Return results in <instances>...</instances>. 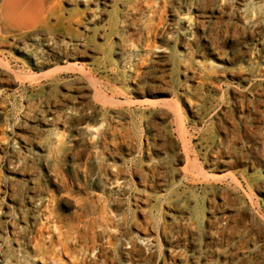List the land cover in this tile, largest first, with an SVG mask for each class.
Returning a JSON list of instances; mask_svg holds the SVG:
<instances>
[{
    "label": "rangeland",
    "instance_id": "obj_1",
    "mask_svg": "<svg viewBox=\"0 0 264 264\" xmlns=\"http://www.w3.org/2000/svg\"><path fill=\"white\" fill-rule=\"evenodd\" d=\"M52 18L0 26V264H264V0Z\"/></svg>",
    "mask_w": 264,
    "mask_h": 264
},
{
    "label": "crops",
    "instance_id": "obj_2",
    "mask_svg": "<svg viewBox=\"0 0 264 264\" xmlns=\"http://www.w3.org/2000/svg\"><path fill=\"white\" fill-rule=\"evenodd\" d=\"M63 0H0V26L27 32L53 22Z\"/></svg>",
    "mask_w": 264,
    "mask_h": 264
},
{
    "label": "bare ground",
    "instance_id": "obj_3",
    "mask_svg": "<svg viewBox=\"0 0 264 264\" xmlns=\"http://www.w3.org/2000/svg\"><path fill=\"white\" fill-rule=\"evenodd\" d=\"M100 3V2H99ZM106 3V2H105ZM92 5V4H91ZM39 54V53H38ZM36 185V184H35ZM25 257H26V255H25Z\"/></svg>",
    "mask_w": 264,
    "mask_h": 264
}]
</instances>
